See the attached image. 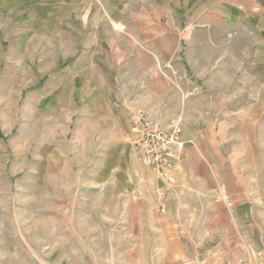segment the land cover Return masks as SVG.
Returning <instances> with one entry per match:
<instances>
[{
	"label": "rangeland",
	"instance_id": "374dc122",
	"mask_svg": "<svg viewBox=\"0 0 264 264\" xmlns=\"http://www.w3.org/2000/svg\"><path fill=\"white\" fill-rule=\"evenodd\" d=\"M21 7L14 9L13 24L1 21L0 14V264H163L162 240L154 229L165 223L135 219L134 193L122 189L118 176L105 174L102 138L92 136L94 128L89 135L87 126L76 125L86 116L81 115L86 106L78 108V85L88 73L103 70L102 62L90 59L106 49L103 41L116 53L142 50L157 56L160 85L181 103L205 97L209 112L218 99L224 112L253 103L260 119L254 131L258 148L264 143V87L256 74L261 75L264 62L251 69L250 56L237 61L231 52L242 46L228 45L223 49L230 53L222 60L215 55L210 61L211 55L199 51L195 64L187 32L162 28L172 23L166 14L158 24L159 41L165 43L122 45L150 31L135 29L139 25L129 14L122 24L117 2L29 0ZM152 16L144 14L139 24L154 23ZM174 16L178 23L180 15ZM205 32L192 31L191 37ZM256 32L263 44L255 49L263 54L264 30ZM252 36L246 30L222 35L228 40ZM198 70L217 76L198 78ZM93 80V95L104 96L98 86L102 78ZM113 164L112 171L118 161ZM171 192L164 194L160 213L167 211Z\"/></svg>",
	"mask_w": 264,
	"mask_h": 264
},
{
	"label": "crops",
	"instance_id": "0c3cea01",
	"mask_svg": "<svg viewBox=\"0 0 264 264\" xmlns=\"http://www.w3.org/2000/svg\"><path fill=\"white\" fill-rule=\"evenodd\" d=\"M101 1L118 3L122 24L125 25L129 14L139 25L135 29L150 31L147 37H136L130 43L123 40L122 45L157 47L165 43L159 41V29L181 30L187 32L189 46L196 52L193 59L190 57L195 64L200 61L199 51L211 55L210 61H214L215 55L222 60L223 54L230 53L223 49L228 45L242 46L231 52L237 61L250 56L247 60H251V69L259 61L264 62V53L255 49L263 43L254 36L256 31L264 30V0ZM25 4L29 5V0H0L1 21L13 24L15 7L23 8ZM147 13L153 15L154 23L140 25ZM164 14L172 15V23L160 28V16ZM175 14L180 15L178 23ZM225 30L253 31V36L228 40L222 37ZM192 31L208 33L192 38ZM213 31H218V36L212 37ZM101 45L106 49L90 60L103 63L102 73H88L78 85L82 94L78 108L81 111L86 106L87 112L83 109L81 115L86 114L85 119L80 118L76 125L87 126L89 135L92 127V136L102 138L103 152L107 151L103 154L105 174L118 176L122 189L132 190L135 219L145 221L150 217L165 223L154 229L162 240L160 262L264 264V143L262 148L255 143V126L260 119L253 114L254 104L245 102L238 112L231 105L230 111L224 112L218 99L209 112L205 97L181 103L174 92L168 95L167 87L160 85L163 79L154 63L158 60L156 55L142 54V50L116 53L104 41ZM249 71L247 68L245 72ZM196 76L217 75L198 70ZM94 78H102L98 86L104 96L93 95ZM256 78H262L264 87V70ZM135 113H143L163 127L179 119L184 138L193 142L185 146L182 159L172 172L174 182L166 197L165 213L157 209L158 191L163 183L134 155L130 118ZM115 161L118 168L112 171Z\"/></svg>",
	"mask_w": 264,
	"mask_h": 264
},
{
	"label": "built area",
	"instance_id": "2783aa9c",
	"mask_svg": "<svg viewBox=\"0 0 264 264\" xmlns=\"http://www.w3.org/2000/svg\"><path fill=\"white\" fill-rule=\"evenodd\" d=\"M130 129L134 155L164 185L158 191V211L164 212L163 196L171 190L174 182L172 172L182 159L185 146L193 145V142L184 138V128L179 119L163 127L149 116L135 113L130 118Z\"/></svg>",
	"mask_w": 264,
	"mask_h": 264
}]
</instances>
